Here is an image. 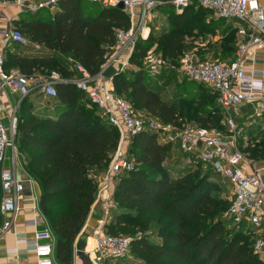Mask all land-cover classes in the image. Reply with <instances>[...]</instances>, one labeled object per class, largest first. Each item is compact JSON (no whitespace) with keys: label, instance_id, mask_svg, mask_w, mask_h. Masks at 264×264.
Instances as JSON below:
<instances>
[{"label":"trees","instance_id":"trees-1","mask_svg":"<svg viewBox=\"0 0 264 264\" xmlns=\"http://www.w3.org/2000/svg\"><path fill=\"white\" fill-rule=\"evenodd\" d=\"M160 1L172 9L171 0ZM86 3L61 0L51 19L38 17L35 12V19L26 22L25 27L32 41L70 55L95 75L112 53L116 32L126 30L129 19L118 6L100 5L92 11ZM201 8L190 5L180 12L172 9L171 29L150 31L147 39H138L129 57L137 68L120 71L112 82L115 93L125 96L135 110L163 123L181 127L188 124L186 119H193L200 122L199 126L226 131L220 108L213 107L203 117H196L191 108L179 112L161 98V86L150 88L141 67L153 44L164 57L176 61L185 46L180 30L204 15L205 8ZM199 32L200 27L192 34L198 36ZM228 47L234 49V54L219 60L234 58L236 47L231 43ZM4 68H17L30 76L38 72L49 75L53 71L64 79L71 75L62 61L52 57L16 55ZM55 88L56 96L47 101L46 111L40 113L35 111L29 96L21 99L16 142L24 157L25 171L39 186V208L55 236L56 257L63 264H71L74 245L95 199L94 169H106L120 133L74 83L57 84ZM205 97L217 101L212 90ZM50 107L57 109L56 116L51 114ZM256 130L255 134L248 131L244 146L241 139L238 142L241 152L253 160L264 159V140L256 141L258 135H264V114L260 115ZM169 152L170 145L160 142L155 132L143 130L130 139L127 155L132 158L134 169L118 177L113 191L115 209L104 225L107 233L131 234L132 259L123 260L122 264H264V256L253 251L249 231L241 227L231 229L224 218L230 201L213 195L221 187L210 179L212 170L202 172L196 167L173 178V167L164 162ZM151 222L155 223L161 241L155 240L154 235L137 234Z\"/></svg>","mask_w":264,"mask_h":264},{"label":"built area","instance_id":"built-area-1","mask_svg":"<svg viewBox=\"0 0 264 264\" xmlns=\"http://www.w3.org/2000/svg\"><path fill=\"white\" fill-rule=\"evenodd\" d=\"M61 0H11L23 12H35L47 8L56 11ZM103 7H116L122 3L129 19L126 30L116 32V44L107 60L95 75L73 57H68L70 70L77 73L72 81L85 93L89 101L97 106L105 120L118 128L120 140L113 152L108 166L96 179L97 189L91 206L101 205V218L93 230L92 246L89 251L82 249L90 264H117L114 260H131L130 238L124 234H111L103 231L104 225L112 218L115 202L111 185L118 177L134 169V163L123 148L126 137L130 139L149 130L168 144L176 143L182 152V162L192 165L201 163L214 173L229 181L231 189L230 204L224 212V218L232 227H241L248 221L259 228L264 221V176L261 170L248 174L244 165L247 157L237 146L241 133L235 121L240 106L251 104L257 115L264 114V69L253 67L256 54L261 52L264 58V13L258 6L259 0H171L169 3L177 11L190 5L200 6L213 11L216 19H235L238 41L232 60L200 59L195 54H181L176 61L164 57L156 46L150 47L143 57L141 67L147 76H157L163 71L175 72L198 84L209 87L215 94L223 113V125L226 131L209 129L197 124H185L177 127L173 123H163L145 112L137 111L132 104L115 93L112 78L103 76V72L124 51L128 52L126 61L119 69L123 71L129 62L135 42L147 39V22L153 17L155 8L165 2L160 0H84ZM5 41L21 46L28 44V38L18 28H9L3 32ZM4 59L0 55V114L5 111L1 101V90L8 88L21 98L33 91H40L47 97H55L56 82L63 81L56 72L44 77L28 76L13 70L6 72ZM16 107L3 118L0 115V240L12 232L13 220L19 210L18 199L22 196L25 181L15 171L18 156L17 111ZM6 122V124H5ZM96 177V176H95ZM33 216L24 221L26 226L34 228L33 239L27 242L29 252L36 264H54L55 236L39 208V195H30ZM90 210V212H91ZM101 222V224H99ZM43 228L39 229V226ZM84 227V226H83ZM82 231V230H81ZM80 231V232H81ZM76 245V243H75ZM74 245V246H75ZM253 251L264 255V232L253 238ZM122 264V263H118Z\"/></svg>","mask_w":264,"mask_h":264},{"label":"crops","instance_id":"crops-1","mask_svg":"<svg viewBox=\"0 0 264 264\" xmlns=\"http://www.w3.org/2000/svg\"><path fill=\"white\" fill-rule=\"evenodd\" d=\"M11 0H0V55L4 59V64L9 62L10 59L16 55L19 56H30V57H45V58H56L58 61H62V63L68 68V70L71 72V75L67 78H60L63 79V81H68L71 82L76 79L78 76L76 72L70 70V64L68 62V57L70 55L62 54L59 51L56 50H50L46 46L41 45L35 41H32L28 35H26V27L25 23L31 20H34L35 18L32 17L35 12H23L21 9L12 4L10 2ZM164 6V5H163ZM173 7V5H171ZM258 6L263 10L264 13V0H259L258 1ZM158 10V8H157ZM156 9L154 10V15L153 18L156 16ZM55 12V11H54ZM53 12V13H54ZM176 12H179L176 10ZM214 17V16H213ZM215 18V17H214ZM216 19V18H215ZM217 20H223V21H231L233 23V28L236 31V28L238 27L239 23L235 19H217ZM153 19L151 18L148 22L147 25L152 27ZM9 28H19L28 38V44L25 46H21L17 43H14L12 41H5L3 39V32ZM149 33L151 31V28L149 27ZM237 36V34H236ZM237 41H238V36H237ZM237 45V43H236ZM152 46H156V44H153ZM151 46V47H152ZM236 47V46H235ZM128 56V52L124 51L118 59L115 60L113 63V67L117 71L119 70L123 64L126 61V57ZM3 64V66H4ZM255 69H264V58L262 56V53L259 52L256 54V61L253 65ZM137 67L135 64H132L128 62L127 66L125 67V71H131L135 70ZM5 69V68H4ZM6 70V69H5ZM13 70L19 71L22 73L19 69L17 68H9L6 70V72H11ZM123 70V71H124ZM25 74V73H23ZM30 76V75H28ZM31 76H39V77H44L46 75H43V73H36ZM148 80V85L150 88L153 87H158L161 84H159L160 80H164V83H172L174 85V82L178 81L179 79H186L189 81L188 78L183 77L181 75H177L175 72H169V71H163L160 75L157 76H147ZM159 84V85H158ZM163 84V83H162ZM205 86V85H203ZM152 87V88H153ZM33 91L29 96V98L32 100L34 104L35 111L37 113L46 111L45 106L47 105L46 102H42L43 99H51V97H47L44 94H42L40 91ZM22 98L18 93L12 92L8 88H3L1 90V101L4 104L5 111L1 113L0 115L5 118L6 115H8L14 107L18 109V101L21 100ZM16 109V111H17ZM49 111L53 116L57 115V109L50 107ZM260 116L255 115L254 108L251 104H245L240 106L238 110V115L235 117L236 124L238 127L241 129V133L237 139V146L239 145V139H241L242 144L247 143V138L245 135L248 133L249 130L254 131L256 130V123L259 121ZM257 132V130H256ZM245 134V135H244ZM159 141L164 143L159 137ZM244 139V140H243ZM129 138L126 137L123 148L127 150L128 147V142ZM170 145V150L171 146L175 145L178 149V158H181L182 152L179 149L178 145L176 143L169 144ZM246 156V155H245ZM17 158V163L15 166V171L19 177H21L26 183L24 187V192L22 196L18 199V206L19 210L17 211L16 216L14 217L13 220V226H12V232L8 234L5 238L0 240V264H36V260L31 255L29 252V248L26 245L28 241L33 239V231L34 228L30 226H26L24 221L28 218H31L33 215V210H32V203H31V198L30 195H39V186L36 183L34 179H32L28 173L24 169V161L22 160L23 158L21 156H18ZM247 160L248 163L245 164L244 169L248 174L254 173L256 170H261L263 176H264V159H259V160H253L250 159L248 156ZM180 162H182V159H179ZM178 163L176 166H174L173 171L181 166H187L183 162ZM96 172L95 176L96 179L99 178L102 173L104 172L99 170V169H94ZM178 172V171H175ZM116 182H113L111 185V191H114ZM101 218V205L99 203L94 204L88 219L86 220L84 227L82 228V231L80 232L76 245L74 246V252H73V259L71 264H90L88 258L82 254V249L87 245V243H90V239L92 238L93 230L98 226V220ZM101 224V222L99 223ZM43 228V226H39V229ZM241 228L244 231H249L251 234V237L254 238L258 234L264 232V221L261 224L259 228L254 227L251 225L248 221H243ZM81 243H84L81 247L80 250L76 249V246H81ZM264 256V255H263ZM53 261L54 264H63L60 261H58L56 257V253L54 250L53 254ZM122 263V261H118V263ZM117 263V264H118Z\"/></svg>","mask_w":264,"mask_h":264},{"label":"rangeland","instance_id":"rangeland-1","mask_svg":"<svg viewBox=\"0 0 264 264\" xmlns=\"http://www.w3.org/2000/svg\"><path fill=\"white\" fill-rule=\"evenodd\" d=\"M85 5L88 10H92V11L99 9L98 7L100 6L97 3H91V2H87ZM163 5H165V3L158 5L155 8L156 10L158 8V10L155 12L156 16L154 18L152 17V19L154 20L152 23V27L151 25L149 26L151 28V32L159 31L161 29H171V22H172V17H173L172 9L175 11L176 9L174 6L171 9L168 6L164 7ZM52 15H53V12H51L47 8L41 9L37 13L38 17H44L46 20L51 19ZM204 15L200 16V18H198L194 23H192L191 26L189 27L186 26L185 28H182V30H180L183 33L184 38H185L184 40L185 46L181 53L195 54L200 59H222V58L228 59L230 58L234 54V49H230L228 45L231 43L235 47L237 43V36H236V31L233 28V23L231 21H223V20L215 19L213 17V11L209 9H204ZM199 27H200V32H199L200 34L198 33L199 34L198 36H193L192 32L198 31ZM43 75H45V73H43ZM163 82L164 80L159 81V84H161L160 85L161 86V98L164 101H167L168 103L173 105L179 112L180 111L185 112L187 108H191L195 112L196 117L197 116L203 117L213 107H218L220 108V110H222L216 100H211L205 97L207 93L211 92L210 88L194 85L186 79H182V80L179 79L177 82L176 81L174 82V85L169 82L162 84ZM154 88L155 87H153L152 89ZM121 97L126 99V97L123 95H121ZM20 101L21 100L18 101V104L20 103ZM47 101L48 99L42 100V102H46V103ZM141 112H144V111H141ZM255 115L257 114L255 113ZM156 119L159 120L158 118ZM185 121L188 124L200 123L193 119L191 120L186 119ZM245 137L247 138L246 135ZM262 140H264V135L262 134L258 135V138L256 141L259 143H262L261 142ZM177 151H178L177 147L175 145H172L168 156L164 160V162L170 168L171 167L174 168V166H176L180 162L179 159L181 158H178ZM21 157L23 158L22 160L24 161V157L22 155ZM180 163L182 164V162ZM189 167L184 166V165L183 166L179 165V167H177L176 170L173 171L172 169L173 178L179 177L180 175L183 174V172L185 173L187 170L194 171L196 167H199L202 172H206L209 170L208 167H205L204 165H202L201 163H198L197 161L194 162ZM175 171H178V172H175ZM210 174H212V177L214 178V179L213 178H210V179L218 182L221 187L220 189H216L215 191H213V195H215V197H219V198L229 201L231 197V189H230L229 181L223 178L221 175L215 174L213 171ZM230 228L232 229L233 227L230 226ZM103 231L105 232L104 227H103ZM156 233L157 232H156L154 222H151L146 230L137 232V234H144L147 236L154 235L155 240L161 241L162 239L160 237H157ZM123 234L128 237L131 236L130 233L123 232ZM118 260H114L113 262L118 263Z\"/></svg>","mask_w":264,"mask_h":264},{"label":"water","instance_id":"water-1","mask_svg":"<svg viewBox=\"0 0 264 264\" xmlns=\"http://www.w3.org/2000/svg\"><path fill=\"white\" fill-rule=\"evenodd\" d=\"M118 7L119 8H123V5L122 3H119L118 4ZM120 71H117L113 66H109L107 69H105V71L103 72V76L106 77V78H113L114 75H116L117 73H119ZM67 83H71V82H68V81H58L56 82V85L57 84H67ZM84 243H81V246H76V249L77 250H80Z\"/></svg>","mask_w":264,"mask_h":264},{"label":"bare ground","instance_id":"bare-ground-1","mask_svg":"<svg viewBox=\"0 0 264 264\" xmlns=\"http://www.w3.org/2000/svg\"><path fill=\"white\" fill-rule=\"evenodd\" d=\"M92 238L90 239V243L86 245V250L89 251L91 249V246H92Z\"/></svg>","mask_w":264,"mask_h":264}]
</instances>
